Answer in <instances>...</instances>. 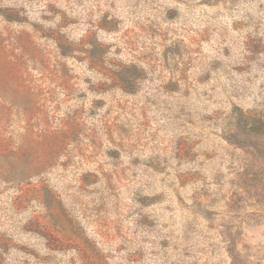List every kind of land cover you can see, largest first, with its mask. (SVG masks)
<instances>
[{"label":"rangeland","instance_id":"rangeland-1","mask_svg":"<svg viewBox=\"0 0 264 264\" xmlns=\"http://www.w3.org/2000/svg\"><path fill=\"white\" fill-rule=\"evenodd\" d=\"M0 264H264V0H0Z\"/></svg>","mask_w":264,"mask_h":264}]
</instances>
